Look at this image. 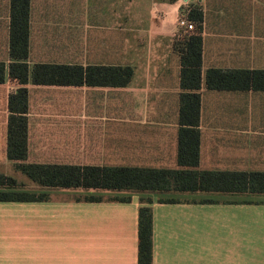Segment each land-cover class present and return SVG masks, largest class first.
I'll use <instances>...</instances> for the list:
<instances>
[{"label": "crops", "instance_id": "crops-1", "mask_svg": "<svg viewBox=\"0 0 264 264\" xmlns=\"http://www.w3.org/2000/svg\"><path fill=\"white\" fill-rule=\"evenodd\" d=\"M192 6L203 12L199 169L264 172V91L210 89L205 82L211 68L264 69V0H30L25 85L9 74L11 0H0V62L6 65L0 168L15 169L7 155L9 98L23 86L25 162L178 168L182 89L176 41L179 19ZM37 63L128 65L134 73L120 87L44 85L32 81ZM17 181L49 198L0 201V264H138L139 208L148 197L153 264H264V196L49 188ZM86 195L103 199L87 201ZM168 197L180 201H159Z\"/></svg>", "mask_w": 264, "mask_h": 264}, {"label": "trees", "instance_id": "trees-1", "mask_svg": "<svg viewBox=\"0 0 264 264\" xmlns=\"http://www.w3.org/2000/svg\"><path fill=\"white\" fill-rule=\"evenodd\" d=\"M175 1V0H172ZM190 33L176 41L180 53V124L178 168L43 165L25 162L28 155V89L19 88L9 98L8 158L17 171L33 182L49 188L135 191L161 194L210 193L222 195L264 196V172L210 171L199 169L201 94L203 81V12L192 6L188 11ZM30 0H11V46L14 59L10 77L20 84L29 80ZM6 65L0 62V83L5 80ZM133 68L123 65H80L37 63L32 81L44 85L126 86ZM205 82L210 89L264 91V69H208ZM47 193L26 190L16 178L0 171V201H44ZM87 201L102 196L86 195ZM130 201V197H116ZM178 202L177 198H160ZM152 198H141L138 229V264H153ZM202 203L218 200L203 199ZM246 203H251L245 201Z\"/></svg>", "mask_w": 264, "mask_h": 264}, {"label": "built area", "instance_id": "built-area-1", "mask_svg": "<svg viewBox=\"0 0 264 264\" xmlns=\"http://www.w3.org/2000/svg\"><path fill=\"white\" fill-rule=\"evenodd\" d=\"M190 24H191V21L187 17V14H183L179 19V26H180V30H181L178 32V35H177V38L179 40H182L185 38L183 31L190 32V30H189Z\"/></svg>", "mask_w": 264, "mask_h": 264}, {"label": "rangeland", "instance_id": "rangeland-1", "mask_svg": "<svg viewBox=\"0 0 264 264\" xmlns=\"http://www.w3.org/2000/svg\"><path fill=\"white\" fill-rule=\"evenodd\" d=\"M190 32H185V31H183V34L186 36V35H188ZM0 171H6V172H8L10 175H12V176H14V177H16L17 179H22V180H28L29 181V178L26 176V175H24L22 172H20V171H17V170H15L13 167H10V168H5V167H1L0 168ZM105 198V197H104ZM106 198H107V196H106ZM108 198H115V196H113V197H110V196H108Z\"/></svg>", "mask_w": 264, "mask_h": 264}, {"label": "water", "instance_id": "water-1", "mask_svg": "<svg viewBox=\"0 0 264 264\" xmlns=\"http://www.w3.org/2000/svg\"><path fill=\"white\" fill-rule=\"evenodd\" d=\"M187 1V0H186Z\"/></svg>", "mask_w": 264, "mask_h": 264}]
</instances>
